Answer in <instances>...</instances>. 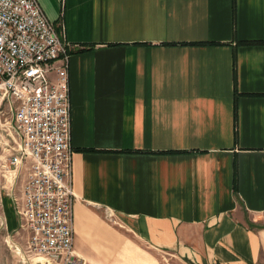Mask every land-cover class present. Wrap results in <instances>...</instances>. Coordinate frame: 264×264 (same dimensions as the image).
I'll use <instances>...</instances> for the list:
<instances>
[{
	"label": "crops",
	"instance_id": "1",
	"mask_svg": "<svg viewBox=\"0 0 264 264\" xmlns=\"http://www.w3.org/2000/svg\"><path fill=\"white\" fill-rule=\"evenodd\" d=\"M38 2L72 48L84 264H264V0ZM0 206V264H24L28 234ZM87 206L129 233L97 232Z\"/></svg>",
	"mask_w": 264,
	"mask_h": 264
},
{
	"label": "built area",
	"instance_id": "2",
	"mask_svg": "<svg viewBox=\"0 0 264 264\" xmlns=\"http://www.w3.org/2000/svg\"><path fill=\"white\" fill-rule=\"evenodd\" d=\"M38 0H0V99L11 121L6 171L28 165L19 197V228L27 232L24 264H84L74 251L71 117L63 40Z\"/></svg>",
	"mask_w": 264,
	"mask_h": 264
},
{
	"label": "rangeland",
	"instance_id": "3",
	"mask_svg": "<svg viewBox=\"0 0 264 264\" xmlns=\"http://www.w3.org/2000/svg\"><path fill=\"white\" fill-rule=\"evenodd\" d=\"M1 98V97H0ZM12 112H10L7 101L0 99V199L11 197H19L20 195V182L23 180L24 175H27L28 165L21 167L17 172H7L6 163L7 159L10 156V151H8L6 144H11L12 141L10 137L6 135L4 130L7 127V123L11 121ZM24 182V181H23ZM23 184V183H22ZM19 189V190H18ZM1 206H0V224L2 221L1 215ZM85 216L87 220H91L95 227H97V232L100 233H111V234H127L129 233L121 223L111 214L106 212L104 209L87 206L85 209ZM3 228L0 226V234L2 235ZM23 240L21 246V252L24 249V238L19 236ZM155 256L158 258L161 264H182L178 260L169 255H163L162 253H155Z\"/></svg>",
	"mask_w": 264,
	"mask_h": 264
},
{
	"label": "trees",
	"instance_id": "4",
	"mask_svg": "<svg viewBox=\"0 0 264 264\" xmlns=\"http://www.w3.org/2000/svg\"><path fill=\"white\" fill-rule=\"evenodd\" d=\"M71 51H72V50H71ZM71 51H70V52H71Z\"/></svg>",
	"mask_w": 264,
	"mask_h": 264
}]
</instances>
